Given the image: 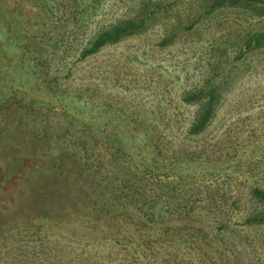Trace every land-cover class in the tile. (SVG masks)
Here are the masks:
<instances>
[{"label": "rangeland", "instance_id": "374dc122", "mask_svg": "<svg viewBox=\"0 0 264 264\" xmlns=\"http://www.w3.org/2000/svg\"><path fill=\"white\" fill-rule=\"evenodd\" d=\"M204 12L199 0H0V264H264L251 195L264 190V52L242 53L253 21ZM135 18V34L88 51ZM196 87L223 89V107L189 135L182 99ZM68 157L85 173L112 165L111 187L122 169L136 193L122 208L65 179Z\"/></svg>", "mask_w": 264, "mask_h": 264}, {"label": "trees", "instance_id": "16d2710c", "mask_svg": "<svg viewBox=\"0 0 264 264\" xmlns=\"http://www.w3.org/2000/svg\"><path fill=\"white\" fill-rule=\"evenodd\" d=\"M199 1H201L205 5L204 15L208 16L209 18L221 20L224 18L227 19L230 16L234 17L236 15V21L240 20L239 17L253 21V23L245 21L247 23V26L244 27L239 33L238 39L240 40L242 48H244V50H242V53H250L252 51H261V53L264 52V0ZM144 4L146 5V3H143V6ZM142 21L144 22V20L135 18L120 22L110 27L109 30L101 33L97 38L94 39L92 43H90L91 48L88 51L91 53L95 52L96 49L105 45L106 43L115 44L123 37L135 34L141 29V27H143ZM238 52L241 53V48L238 50ZM223 96V89L219 87H196L186 91L183 95V102L195 106V112L192 120L190 121V123H188V129L186 133H188L189 135H197L204 132L208 127H210L214 123V120L217 119L220 110H222L224 98ZM74 169L80 171L75 174ZM83 169V166L82 168L80 167L79 161L68 157L67 164L65 165V167H63L62 171H66L65 179L67 180L85 178L87 179L86 181L88 183H96L100 193L103 192L104 194H106L105 196L108 197L109 201H112L116 204L119 203L122 208L125 206L124 203H120V201L128 200L127 193H130L129 196L136 193L132 191L135 188V185H133V183H128L130 179L127 178V174L122 169L119 170L124 173V177L122 176L121 181L118 182L121 184L116 187H111L106 184L107 179L111 174V170L113 169L112 165L109 169H105L104 173H102L103 170L101 168L99 170H96V168H94L93 171H89V173L82 172L81 170ZM251 195L259 202L264 203V190L256 188ZM130 206L132 205L130 204ZM123 222L125 221L123 220Z\"/></svg>", "mask_w": 264, "mask_h": 264}]
</instances>
